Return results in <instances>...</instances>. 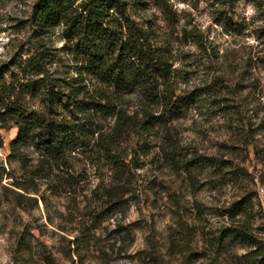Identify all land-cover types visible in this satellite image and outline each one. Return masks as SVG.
I'll use <instances>...</instances> for the list:
<instances>
[{"label":"rangeland","instance_id":"1","mask_svg":"<svg viewBox=\"0 0 264 264\" xmlns=\"http://www.w3.org/2000/svg\"><path fill=\"white\" fill-rule=\"evenodd\" d=\"M145 1L143 18L132 12L137 21L151 20L157 28L178 70V91L204 89L216 73L218 81H227L226 95L218 100L234 105L242 122L205 100L199 115L193 110L171 122L167 135L132 133L121 146L123 153L137 154L130 195L112 206L91 194L100 180L110 181L109 168L104 163L91 168L95 160L82 156L68 162L83 173L71 194L38 179V193L15 189L7 176L20 181L27 175L9 160L16 129L2 130L0 264H73L76 237L89 246L84 264H264V259L249 260L240 244H220L224 232L241 226L264 242V0H160L167 12L156 0ZM33 3L0 0V63L20 53L21 46L25 53L30 50L27 22ZM50 45L57 51L63 47L61 30ZM247 56L259 59L245 69ZM63 62L66 71L72 64L67 57ZM113 124L110 119L101 126ZM169 145L184 157L209 162L188 173L160 154ZM54 167L61 177L65 168ZM243 200L247 213L229 217L230 205Z\"/></svg>","mask_w":264,"mask_h":264},{"label":"trees","instance_id":"2","mask_svg":"<svg viewBox=\"0 0 264 264\" xmlns=\"http://www.w3.org/2000/svg\"><path fill=\"white\" fill-rule=\"evenodd\" d=\"M156 1L159 8L168 11L165 3ZM133 8L141 18L147 3L34 0L27 22L30 50L25 53L21 46L20 53L0 63V148L4 146L1 131L16 129L9 160L18 162L27 175L20 181L7 176L15 189L38 193V179L53 184L54 190L75 192L83 182V173L78 174L68 164L75 155L94 159L91 168L107 165L110 181L100 180L91 194L111 206L120 204L130 195V167L137 157L136 152L121 150L132 133L150 135L160 130L167 135L171 122L183 120L193 110L199 115L205 100L212 109L242 122L234 105L218 100L226 95L227 88L222 86L227 81H218L216 73L203 84L204 89L178 91L174 79L178 70L157 28L151 20L137 21ZM58 30L64 41L59 51L50 45ZM226 55L224 52L223 57ZM65 57L72 64L66 71ZM254 59L259 58L247 56L244 68ZM250 80L243 78L242 82ZM110 119L113 126H101ZM36 154L37 159H31ZM160 154L188 173L209 162L203 157L182 156L176 145H169ZM56 164L65 168L61 177L55 175ZM84 167L82 172L88 170ZM247 211L243 200L231 204L227 215L236 219ZM221 243L242 245L249 260L264 259V242L242 226L224 232ZM72 247L70 255L77 261L73 264H84L83 255L89 250L85 239L76 237Z\"/></svg>","mask_w":264,"mask_h":264}]
</instances>
